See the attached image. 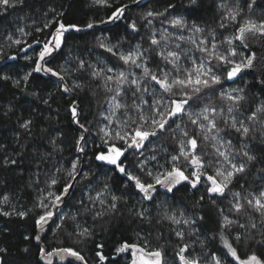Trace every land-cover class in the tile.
<instances>
[{
	"label": "trees",
	"instance_id": "obj_1",
	"mask_svg": "<svg viewBox=\"0 0 264 264\" xmlns=\"http://www.w3.org/2000/svg\"><path fill=\"white\" fill-rule=\"evenodd\" d=\"M247 22L264 28V0H0V264H45L37 223L80 169L41 237L47 250L87 264H130L125 246L158 264L264 263V209L250 195L264 187V91L238 73L247 51L235 40ZM175 100L186 104L171 117ZM218 139L235 156L224 192L179 180L193 159L220 178ZM113 147L116 164L98 159Z\"/></svg>",
	"mask_w": 264,
	"mask_h": 264
},
{
	"label": "rangeland",
	"instance_id": "obj_2",
	"mask_svg": "<svg viewBox=\"0 0 264 264\" xmlns=\"http://www.w3.org/2000/svg\"><path fill=\"white\" fill-rule=\"evenodd\" d=\"M122 10H118L113 14L114 18H117L121 15ZM260 26V25H259ZM68 28L63 27V28H59L56 32H55V41L52 42V40L50 39L49 42L44 46V49L40 55V57L42 58L43 56H45L47 54L48 51H50L54 45L60 44L61 42V37L62 34L65 30H67ZM199 67H194L193 70L191 71V75L190 78L194 79L191 82L196 83L199 79ZM170 83V81H168ZM155 83H159L160 86L164 87L165 83L164 82H160V80L158 78H156ZM156 85V84H155ZM155 90V88H154ZM159 90H155L152 92V94L154 95V92L157 93ZM149 94H151V91H148ZM186 101L185 100H175L172 102V104L170 105V110L168 115L169 116H174L178 113H180L184 107H185ZM143 105H147L146 102L143 103ZM158 105L154 104V105H150L149 107L147 106L146 108L149 109V111H151L152 113V117L154 119H157V116L161 115V112L158 110ZM167 106V105H166ZM118 107V99L117 96L114 95L111 100L109 101L107 108H106V119L105 121L102 122V128L104 130V133L107 134L110 130V124L114 119V113H115V109H117ZM210 123V122H208ZM117 126L119 127L118 131H122L125 130L122 122L120 120L117 121ZM137 135H135V133L133 134V138H138V135L141 137V142L140 145L138 146V148L141 147V144L144 140V137L146 136L145 134H142L140 132H136ZM217 140V138H215V141ZM219 145H218V149L220 150L219 152L222 154V158L223 161H220L217 167V173L220 175V178H217L216 176H213L211 174H207L206 177H201L199 179H195L193 178L192 174H193V169H191V173L189 177H186L183 173H179V180L182 179H189V180H193L195 182H200V180L202 182H204L205 184H207L208 186V190L211 193H216V194H222L224 192V189L226 188V184L228 179L231 176L232 173V165L235 164L233 161V158H235V156H233V158H231L228 154L231 153V149L228 145V142H222L219 141ZM189 151L193 152L194 148H195V142L193 140H191L189 142ZM127 146V145H126ZM123 154V151L121 149H118L116 147H113L110 149H108L105 153H100L98 154V159L106 162V163H111V164H116L119 160V158L121 157V155ZM194 158V156H192ZM192 168V167H191ZM162 179V178H161ZM159 179V181L161 180ZM164 188L161 187V190L163 191ZM250 195L253 198V202L254 204L259 207L260 209H264V187L260 188L257 192L255 191H250ZM55 197L52 199L54 200ZM234 203L236 205H238V197L237 194L232 196V200H234ZM51 209L47 212V214H50ZM224 253L228 254L227 250H223ZM146 255L148 258H144L142 255L138 254L136 256V261L137 264H158L159 263V254L157 252H147ZM151 255V256H149ZM217 260L216 259H212L208 262H206L205 264H215ZM235 262L238 264H264L261 260L257 259V258H253V257H249L247 259L244 260H240V261H236ZM192 264L194 263L193 261L191 262Z\"/></svg>",
	"mask_w": 264,
	"mask_h": 264
},
{
	"label": "water",
	"instance_id": "obj_3",
	"mask_svg": "<svg viewBox=\"0 0 264 264\" xmlns=\"http://www.w3.org/2000/svg\"><path fill=\"white\" fill-rule=\"evenodd\" d=\"M235 40L238 42L246 51L247 55L244 63L239 67V74H250L255 78L256 83L264 91V28L253 22H247L241 25H238L235 30ZM42 68V65L40 66ZM45 73H48L44 70ZM136 144L139 146L141 139L135 138ZM128 149L133 147V144H128L126 146ZM191 167L193 169V178L198 179L203 176L202 167L198 160L193 159L191 161ZM81 169L78 171V173ZM75 175L74 179L78 175ZM74 179L71 181L70 185L66 191L57 197L52 204V212L49 215L44 216L36 226L37 233L35 235V240L42 246V251L40 253L39 259L41 262L45 263L46 261H53L54 259L59 262L71 261L76 264H87L83 261L82 257L79 254L73 253L67 249H52L48 252L46 247L41 243V237L47 229V226L53 221V219L58 214L60 207L65 202L68 193L74 183ZM133 183L140 190H145V188L136 180H133ZM156 187V186H154ZM199 264V263H198ZM219 264V263H216Z\"/></svg>",
	"mask_w": 264,
	"mask_h": 264
},
{
	"label": "flooded vegetation",
	"instance_id": "obj_4",
	"mask_svg": "<svg viewBox=\"0 0 264 264\" xmlns=\"http://www.w3.org/2000/svg\"><path fill=\"white\" fill-rule=\"evenodd\" d=\"M48 251H50V250H47L46 252H48ZM124 251H125V252H127V251L130 252V255H131L130 264H137V261H136L135 259H136V256H137L138 254L142 255L144 258H148L146 255H144V254H147V252L142 251V250H137V248H130V249L128 250V246H125ZM119 252H120V251H119ZM149 256H151V255H149ZM55 260H56V259H54L53 261H49V262L46 261L45 264L52 263V262H54Z\"/></svg>",
	"mask_w": 264,
	"mask_h": 264
}]
</instances>
